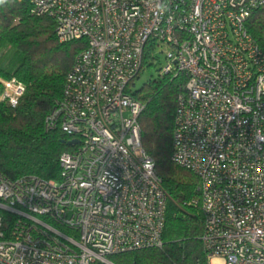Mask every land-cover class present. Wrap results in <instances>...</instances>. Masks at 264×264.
<instances>
[{"label":"built area","instance_id":"built-area-1","mask_svg":"<svg viewBox=\"0 0 264 264\" xmlns=\"http://www.w3.org/2000/svg\"><path fill=\"white\" fill-rule=\"evenodd\" d=\"M26 1L54 21L59 42L85 40L44 119L76 142L57 179L0 170V264H111L162 245L167 196L131 93L156 50L159 75L185 77L171 160L198 179L190 203L208 258L264 264V49L247 27L264 0ZM24 92L0 77V101L15 107Z\"/></svg>","mask_w":264,"mask_h":264},{"label":"trees","instance_id":"trees-1","mask_svg":"<svg viewBox=\"0 0 264 264\" xmlns=\"http://www.w3.org/2000/svg\"><path fill=\"white\" fill-rule=\"evenodd\" d=\"M247 27L264 49V7L254 11ZM84 46V39L59 42L54 21L31 14L26 0L0 3V77L25 84L15 107L0 101V170L7 176L58 178V157L72 147L59 128L45 130L44 119ZM184 83V76L158 74L131 92L144 105L138 117L141 145L167 196L165 223L160 247L110 255L111 264H209L201 241L204 218L190 203L198 196V179L171 160L175 102Z\"/></svg>","mask_w":264,"mask_h":264},{"label":"rangeland","instance_id":"rangeland-1","mask_svg":"<svg viewBox=\"0 0 264 264\" xmlns=\"http://www.w3.org/2000/svg\"><path fill=\"white\" fill-rule=\"evenodd\" d=\"M155 55L157 58L140 71L138 78L134 81L133 89H138L149 78H154L158 75L159 68L165 64L164 52L156 50ZM213 258L210 259V264H221L222 260L220 258Z\"/></svg>","mask_w":264,"mask_h":264},{"label":"water","instance_id":"water-1","mask_svg":"<svg viewBox=\"0 0 264 264\" xmlns=\"http://www.w3.org/2000/svg\"><path fill=\"white\" fill-rule=\"evenodd\" d=\"M76 141L75 140H70V141H67V144L68 145H72L73 143H75Z\"/></svg>","mask_w":264,"mask_h":264},{"label":"bare ground","instance_id":"bare-ground-1","mask_svg":"<svg viewBox=\"0 0 264 264\" xmlns=\"http://www.w3.org/2000/svg\"><path fill=\"white\" fill-rule=\"evenodd\" d=\"M213 260H214V258H213Z\"/></svg>","mask_w":264,"mask_h":264},{"label":"crops","instance_id":"crops-1","mask_svg":"<svg viewBox=\"0 0 264 264\" xmlns=\"http://www.w3.org/2000/svg\"><path fill=\"white\" fill-rule=\"evenodd\" d=\"M209 261H210V259H209Z\"/></svg>","mask_w":264,"mask_h":264}]
</instances>
